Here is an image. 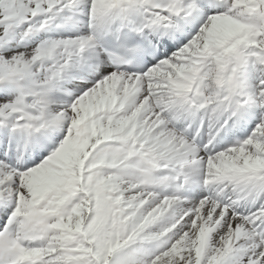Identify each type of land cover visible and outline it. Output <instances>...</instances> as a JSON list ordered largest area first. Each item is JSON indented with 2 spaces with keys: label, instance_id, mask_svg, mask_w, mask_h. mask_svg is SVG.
Wrapping results in <instances>:
<instances>
[{
  "label": "snow or ice",
  "instance_id": "obj_1",
  "mask_svg": "<svg viewBox=\"0 0 264 264\" xmlns=\"http://www.w3.org/2000/svg\"><path fill=\"white\" fill-rule=\"evenodd\" d=\"M0 264H264V0H0Z\"/></svg>",
  "mask_w": 264,
  "mask_h": 264
}]
</instances>
